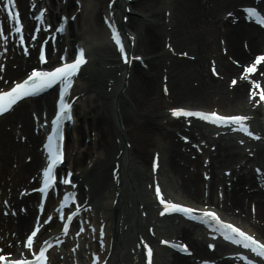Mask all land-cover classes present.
I'll list each match as a JSON object with an SVG mask.
<instances>
[{"label":"bare ground","instance_id":"bare-ground-1","mask_svg":"<svg viewBox=\"0 0 264 264\" xmlns=\"http://www.w3.org/2000/svg\"><path fill=\"white\" fill-rule=\"evenodd\" d=\"M17 1L29 28L28 0ZM75 1L80 4L77 5ZM112 1L115 6L111 8L108 0L42 2L49 9V20H58L61 13L67 17L76 13V19L69 22L62 45H59H68V53L72 55L73 44H81L87 47L90 56L84 77L77 80L74 90L79 98L74 108V126L70 131L75 135H69L66 140L69 154L67 163L75 173V180L80 182L81 199L88 198V203L93 205L88 213L90 218L97 224H105L106 247L110 246L111 249L105 247L102 259L107 257L106 264H144L142 246L145 243L155 250L153 264H196L192 257L160 245V239L177 237L179 234L185 238L183 242L191 245L195 258L211 254L206 250L204 239L197 237L198 233L195 237L189 226L175 222L178 216H159L156 200L148 188L153 178L160 179L167 197L183 203L188 200L191 203L202 202L205 197L210 203L214 202L221 189L224 200L215 203L219 206L223 204L221 209L227 214V219L247 223L264 238V193L257 192L256 174L248 168L252 163L264 167V145L256 144L259 148L251 158L236 142L220 136L214 127L198 121L188 127L184 119H174L165 110L171 106L210 110L203 106L213 103L224 113L233 110L247 113L256 130L264 131V118L259 116L261 106L257 108L250 102L256 99L250 100L248 96L247 79L235 86H227L228 79L225 84L226 76L237 71L229 55L245 63L253 51L255 53L264 48L263 27L248 23L243 10L238 9V6L247 5L248 0ZM37 3L41 1L37 0ZM127 8L130 9L129 13H126ZM228 11L235 12L234 17L239 16V20L225 16ZM102 13L113 14L112 20L121 24L125 32L136 35L134 43H126L125 50L129 53L128 58L133 54L139 60L132 59L131 64L129 60L122 61L103 24ZM122 15L128 16L127 23L121 22ZM223 49L227 55H223ZM185 51L187 57L184 56ZM18 57L15 54L13 60L8 61L4 77L9 74L17 76L23 72L24 64L29 66L34 63L33 58ZM209 58L216 60L220 73L218 78L205 69ZM13 63H18L19 71L10 69ZM221 75L225 80L220 78ZM163 84L167 86L168 94H164L163 90L166 93L167 90ZM50 100L49 94L31 102L25 100L12 117L6 115L0 119L3 120L0 122V194L8 196L7 189L11 187L10 196L14 203L21 201L17 199V187L26 182V175L32 166L38 165L39 155L34 148L26 153L28 142L35 143L36 139H41L34 135L31 128L30 111L36 110L40 115L43 105L50 109ZM19 122L22 123L21 128L17 127ZM2 123L9 124L11 128H2ZM182 133L192 138L191 143L195 142L203 149L201 157L192 159L186 148L188 144L178 139V134ZM17 134L19 141L16 143ZM20 135L27 136L25 144L20 141ZM88 137L89 141L85 142ZM212 145L217 146L216 151L211 150ZM147 147L160 152L158 176L153 175L148 167L145 168L148 157L143 156L141 160L145 151L149 150ZM13 153L19 158L17 169L13 166ZM27 154L32 156L28 164L23 161ZM203 157L211 158L209 165H202ZM117 164L120 165V183L114 181L112 175ZM190 168L194 171H190ZM221 168L223 175L219 171ZM202 170L211 172L210 181L203 179ZM225 170H231L230 176L224 174ZM228 180L232 182V187L226 185L225 181ZM246 184L250 185V189H256L248 193L244 187ZM33 197L30 195L22 202H28ZM252 202L256 203L254 212L250 209ZM235 208H239V214L234 212ZM32 212V208H28L26 214L18 217L16 224L12 218H2L0 234L8 236L6 239L10 240L13 231L21 233L23 227L31 223ZM141 242H144L143 245ZM90 248H93L92 244ZM83 255L81 253L79 258L86 264ZM66 264L71 263L66 261Z\"/></svg>","mask_w":264,"mask_h":264},{"label":"snow or ice","instance_id":"snow-or-ice-1","mask_svg":"<svg viewBox=\"0 0 264 264\" xmlns=\"http://www.w3.org/2000/svg\"><path fill=\"white\" fill-rule=\"evenodd\" d=\"M15 5V0H8V3L4 5V7L8 10V15L10 18L15 20L17 27L15 31L20 34V41L23 42V34H22V24L20 22L18 11L13 13L12 7ZM11 6V7H10ZM41 18L43 14V10L41 9ZM249 14H255L260 16V13L257 12L255 8L249 7L246 10ZM259 22L264 24V16H260ZM59 30H63V25H61ZM4 36V32L2 27H0V37ZM112 37L119 47L121 53H124V45L121 41V36L118 31L113 27L112 29ZM35 37H33L34 39ZM25 51L27 49L25 48ZM63 59V57H62ZM124 59L127 61V54H124ZM46 60L45 53L43 49L40 52V61L43 63ZM261 61H264V55L257 56L255 63L247 66L244 71L245 73H254L257 71V64ZM85 62V52L84 49H79L78 55L75 56L74 59L68 62H64L55 66L51 69H42V68H33L31 74L28 75L22 81L15 83L13 86L8 88L7 90H0V114L6 112L11 109L17 101L21 100L23 97L36 94L44 89L51 87L56 84L58 81L62 82V87L60 89V98H59V110L56 113L55 119L53 121L54 128L51 135L48 137L47 149L49 152L48 160L49 163L43 169V187L40 189L41 192H47L50 187L54 185L56 182V175L54 174V169L58 164H60L63 160V150L59 143V140L62 139V134L60 132L61 122L64 120H70L71 117V109L72 105L69 103L65 96L68 90L72 85V78L74 74L79 70L81 64ZM235 83V79L233 80ZM252 84L255 86L251 91V96H257V92L255 88H260V99L256 101V103H260V101H264V88L260 87V83L257 80H252ZM173 115L180 116L181 114L185 116H196L202 117L204 120L211 121L216 124H232L236 123L240 126V130L247 132L249 135H253V133L249 130V127L244 121L248 119L247 116L244 115H219L216 112H204V111H192L186 110L184 108H174L171 110ZM187 139V137H185ZM259 171V169H258ZM71 174L69 173V176ZM65 182L70 183V180H66ZM156 193L160 199V202L165 205L163 208V213H171V212H180L185 215L193 218L200 219L203 218L204 222L208 223L210 227L215 228L216 232L221 233L226 239L234 242L237 245H242L243 248L250 249L252 252L256 253L260 257H264V242L250 235L248 232L243 231L241 228L237 227L235 224L226 222L222 220L219 215L210 209H205L200 215H196L199 210L193 209L190 206H186L180 203H176L164 198L161 193L159 185L156 186ZM74 194L66 193L64 201L61 202V208H63L64 204L68 203L70 199H74ZM41 210H43V205L40 206ZM80 211V206H77L74 212H70L67 217V221L63 225L64 232L66 233L69 228V222L72 218L77 215ZM162 213V214H163ZM61 219H64V216L61 215ZM51 220L52 217L49 216L47 218ZM214 221V223H212ZM47 222V221H45ZM40 223L37 220L36 228L31 231V234L27 236L26 248L31 250L33 249V238L37 235L39 231ZM83 229L81 228V231ZM102 234V229H101ZM165 244L170 243L169 241H162ZM174 247H179L184 251H188L186 245H173ZM51 247V244L48 241H45L43 244H37L38 251H33L31 255V259L28 257L23 258H8L11 256V253L5 255L0 254V264H46L47 262V249ZM147 249L148 256V264H151L152 257V248L145 244ZM244 259H248V257H244ZM204 264H209L208 261H204ZM249 264H254V261L249 260Z\"/></svg>","mask_w":264,"mask_h":264},{"label":"rangeland","instance_id":"rangeland-1","mask_svg":"<svg viewBox=\"0 0 264 264\" xmlns=\"http://www.w3.org/2000/svg\"><path fill=\"white\" fill-rule=\"evenodd\" d=\"M181 48H182V47H181V46H179V49H180V50H182ZM207 66H208V65H206L205 69H207ZM207 72H208V69H207ZM225 84H227V80L225 81ZM212 105H214V104H211V103H210V106H212ZM210 106H203V107H204V108H210ZM147 148H148V149H151V148H149V147H147ZM148 149H147V150H148ZM151 150H152V149H151ZM149 152H150V150H148V151H145V154H144V155H142V158H141V160H143V159H144V157H148V153H149ZM143 156H144V157H143ZM145 161H146V160H145Z\"/></svg>","mask_w":264,"mask_h":264}]
</instances>
